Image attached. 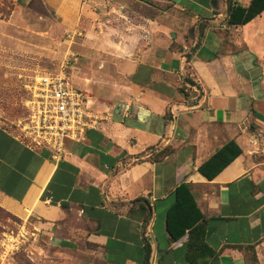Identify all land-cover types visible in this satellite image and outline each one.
<instances>
[{"label": "crops", "instance_id": "obj_1", "mask_svg": "<svg viewBox=\"0 0 264 264\" xmlns=\"http://www.w3.org/2000/svg\"><path fill=\"white\" fill-rule=\"evenodd\" d=\"M149 1L167 3L179 20L161 38L150 34L146 48L115 52L104 77L81 84L93 110L131 103L130 116L66 140L57 160L0 127V207L39 221L58 249L85 258L74 264H246L249 247L264 264V161L254 160L264 153V12L233 26L225 0ZM43 2L66 22L79 8V0ZM187 74L198 87L183 82ZM229 143L241 154L208 181L198 167ZM150 148L167 154L155 162ZM182 184L206 248L188 229L176 241L167 232Z\"/></svg>", "mask_w": 264, "mask_h": 264}, {"label": "rangeland", "instance_id": "obj_2", "mask_svg": "<svg viewBox=\"0 0 264 264\" xmlns=\"http://www.w3.org/2000/svg\"><path fill=\"white\" fill-rule=\"evenodd\" d=\"M8 9L10 13L0 17V127L7 130L16 129L24 117L25 88L36 76L62 70L91 96L81 84L104 77L115 52L128 56L133 49L146 48L150 34L161 38L163 30L179 20L167 3L149 0H79L77 15L69 22L43 0H0V14ZM254 160L264 161V153H256ZM78 260L85 258L58 249L35 218H19L0 207V264Z\"/></svg>", "mask_w": 264, "mask_h": 264}, {"label": "built area", "instance_id": "obj_3", "mask_svg": "<svg viewBox=\"0 0 264 264\" xmlns=\"http://www.w3.org/2000/svg\"><path fill=\"white\" fill-rule=\"evenodd\" d=\"M25 89V115L15 128L29 148H45L56 160L63 156L66 140H80L86 130L115 117L126 119L132 108L131 103H122L104 112L93 110L88 95L62 70L36 76ZM261 149L264 152V142Z\"/></svg>", "mask_w": 264, "mask_h": 264}, {"label": "trees", "instance_id": "obj_4", "mask_svg": "<svg viewBox=\"0 0 264 264\" xmlns=\"http://www.w3.org/2000/svg\"><path fill=\"white\" fill-rule=\"evenodd\" d=\"M5 1L6 0H1V3H4ZM225 4L227 23L233 26H243L264 12V0H250L247 7L239 5L235 6L231 0H225ZM10 10L11 9H8V13H1L0 17H6L10 13ZM198 31L199 36H201L203 30L198 28ZM186 61H189V56L186 58ZM183 82L185 84L198 87V85L189 78L188 74L183 78ZM179 91L182 95L187 97V95L183 92V89H180ZM231 146H234L235 151L229 155V148ZM148 151L153 155L152 160L155 162L161 161L167 154V150L155 153L154 149L150 148ZM240 154L241 151L236 147V145L234 143H229L200 165L198 167V172L208 181H211ZM190 190V185L186 184H182L175 189V200L166 217V229L171 241H176L181 238L185 230L188 229L186 237L190 240L192 235L196 236L200 247L206 248L203 241L204 231L202 222H199L196 217L199 212ZM238 249L242 248L239 247ZM244 251L246 264H258L255 251L252 247L244 248ZM148 254V244L144 243L145 259L148 258Z\"/></svg>", "mask_w": 264, "mask_h": 264}]
</instances>
